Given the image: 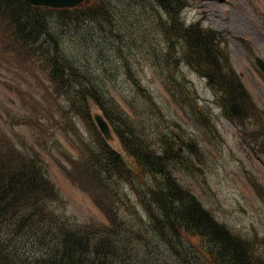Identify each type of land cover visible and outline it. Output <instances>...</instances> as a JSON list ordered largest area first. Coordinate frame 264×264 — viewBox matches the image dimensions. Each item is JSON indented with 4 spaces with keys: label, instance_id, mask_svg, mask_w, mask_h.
Returning <instances> with one entry per match:
<instances>
[{
    "label": "trees",
    "instance_id": "obj_1",
    "mask_svg": "<svg viewBox=\"0 0 264 264\" xmlns=\"http://www.w3.org/2000/svg\"><path fill=\"white\" fill-rule=\"evenodd\" d=\"M185 5L186 0H86L75 8L52 9L24 0H0V39L38 66L54 94L66 100L70 115L85 124L87 135L67 175L109 220L107 225L71 224L59 209L63 196L41 155L26 144L19 147L1 132L0 264H168L149 243L175 245L185 235L208 241L214 256L205 250L216 264H264V244L257 242L261 239L232 233L180 185L174 149L186 145L194 156L199 150L177 124L170 127L175 123L163 117L130 68L133 48L143 51L155 41L160 48L152 49V56L160 55L164 86L172 96L191 105L195 95L178 74L183 66L194 71L207 81L226 119L247 131L249 141L264 155V117L231 65L219 34L199 22L184 24ZM136 30L141 33L131 41ZM177 59V66L171 64ZM90 60L99 62V69ZM123 75L134 86L143 109L140 117L153 116L151 126L129 117L110 96L109 85L114 88L112 82ZM90 104L101 110L131 165L100 136ZM201 115L206 117L203 111ZM249 179L264 201V186ZM131 201L144 217L127 204Z\"/></svg>",
    "mask_w": 264,
    "mask_h": 264
},
{
    "label": "rangeland",
    "instance_id": "obj_2",
    "mask_svg": "<svg viewBox=\"0 0 264 264\" xmlns=\"http://www.w3.org/2000/svg\"><path fill=\"white\" fill-rule=\"evenodd\" d=\"M181 17L186 25L199 22L219 34L231 65L241 76L257 108L264 110V75L254 62L255 57L264 61V0H186ZM129 21L135 23V19ZM136 33L135 37L130 36L131 41L138 39L141 32L136 30ZM149 40L154 39L150 37ZM154 42L151 48L144 46L143 51L139 47L133 48L135 54L129 55L128 60L133 63L131 70L136 72V78L152 95L163 117L175 123L170 127L177 124L188 143L199 150V155L194 156L186 145H182L184 150L180 161L175 163L178 182L230 231L250 240L261 239L257 242L259 246L263 245L264 201L255 193L248 178L252 176L264 185V156L253 153L241 131L227 122L217 109L206 81L185 66L178 75L185 77L184 83L195 90V97L191 105L185 107L186 111L181 109L179 102L183 103L179 98H173L164 87L165 76L158 63L160 55L152 56V49L160 48ZM98 63L90 60L96 69H99ZM171 64L177 66L179 60ZM100 71L105 76L106 71ZM128 80V76L123 75L119 77L122 86L113 88L109 85L110 96L129 117L136 121L146 120L151 126L153 116L146 114L140 117L143 109L137 102L132 89L134 86L131 88ZM191 106L199 109H193L198 114L191 112ZM92 110L98 112L96 107L90 106V113ZM201 110L206 117L201 115ZM65 121L70 123L63 125ZM0 129L15 143L25 142L41 154L49 177L63 196L59 209L71 224L107 223L105 213L66 174L69 159L77 157L80 152V143L86 134L84 123L80 117L70 115L64 98L54 96L47 89L35 68L31 69L23 61L18 63L11 46L4 45L2 40ZM116 145L119 149L117 143L114 147ZM120 154L129 165L132 164L123 152ZM130 203L144 217L138 204L127 202L128 205ZM169 243L155 240L149 245L168 264H216L215 257L213 259L205 250L207 247L213 253L206 240L185 235L184 239L175 240V245L171 241Z\"/></svg>",
    "mask_w": 264,
    "mask_h": 264
},
{
    "label": "water",
    "instance_id": "obj_3",
    "mask_svg": "<svg viewBox=\"0 0 264 264\" xmlns=\"http://www.w3.org/2000/svg\"><path fill=\"white\" fill-rule=\"evenodd\" d=\"M29 4L32 5H44L54 8H62V7H74L80 3L83 2V0H25ZM256 62L260 69L264 72V63L260 59H256ZM93 120L95 125L97 126L99 132L104 137L106 141H108L111 144H115L116 140L113 136L111 129L106 122V120L103 118L102 114L100 112H95L93 110L92 112Z\"/></svg>",
    "mask_w": 264,
    "mask_h": 264
},
{
    "label": "bare ground",
    "instance_id": "obj_4",
    "mask_svg": "<svg viewBox=\"0 0 264 264\" xmlns=\"http://www.w3.org/2000/svg\"><path fill=\"white\" fill-rule=\"evenodd\" d=\"M59 37H57V39H58ZM60 40V39H59ZM114 85H116V86H122V84H120V82H119V79H117V80H114L113 82H112ZM115 147H117V145L115 146Z\"/></svg>",
    "mask_w": 264,
    "mask_h": 264
}]
</instances>
